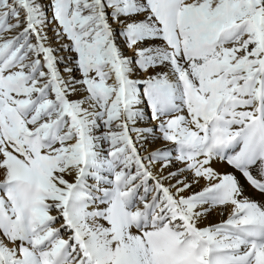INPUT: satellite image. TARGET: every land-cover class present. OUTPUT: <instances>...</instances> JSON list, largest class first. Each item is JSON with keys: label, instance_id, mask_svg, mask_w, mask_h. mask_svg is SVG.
<instances>
[{"label": "snow or ice", "instance_id": "1", "mask_svg": "<svg viewBox=\"0 0 264 264\" xmlns=\"http://www.w3.org/2000/svg\"><path fill=\"white\" fill-rule=\"evenodd\" d=\"M0 264H264V0H0Z\"/></svg>", "mask_w": 264, "mask_h": 264}, {"label": "bare ground", "instance_id": "2", "mask_svg": "<svg viewBox=\"0 0 264 264\" xmlns=\"http://www.w3.org/2000/svg\"><path fill=\"white\" fill-rule=\"evenodd\" d=\"M217 167H219V166H217ZM248 192H249L250 195L255 196L256 199H260V197L257 196V195L252 191L251 188L248 189ZM218 219H219V217H217L215 214H213V215L210 217V220L213 221V222L217 221Z\"/></svg>", "mask_w": 264, "mask_h": 264}]
</instances>
